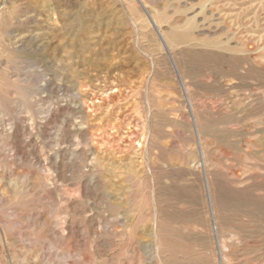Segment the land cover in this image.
Here are the masks:
<instances>
[{"label": "rangeland", "instance_id": "obj_1", "mask_svg": "<svg viewBox=\"0 0 264 264\" xmlns=\"http://www.w3.org/2000/svg\"><path fill=\"white\" fill-rule=\"evenodd\" d=\"M0 264H264V0H0Z\"/></svg>", "mask_w": 264, "mask_h": 264}]
</instances>
